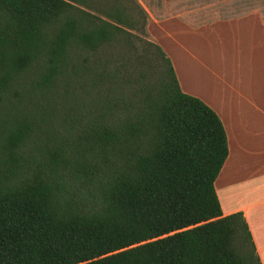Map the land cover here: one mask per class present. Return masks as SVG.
<instances>
[{"label": "trees", "instance_id": "1", "mask_svg": "<svg viewBox=\"0 0 264 264\" xmlns=\"http://www.w3.org/2000/svg\"><path fill=\"white\" fill-rule=\"evenodd\" d=\"M255 10L264 25V0H0V264H261L215 191L219 116L146 38L151 17L196 28ZM60 72L86 95L75 120Z\"/></svg>", "mask_w": 264, "mask_h": 264}, {"label": "crops", "instance_id": "2", "mask_svg": "<svg viewBox=\"0 0 264 264\" xmlns=\"http://www.w3.org/2000/svg\"><path fill=\"white\" fill-rule=\"evenodd\" d=\"M148 29L170 57L182 90L200 98L223 124L228 154L215 179V191L223 215L243 213L264 264V25L260 14L255 10L196 28L178 16L151 17ZM236 32L246 34V42L235 38ZM221 33L231 34L230 60L216 63L202 54L197 59L189 38L208 40Z\"/></svg>", "mask_w": 264, "mask_h": 264}, {"label": "rangeland", "instance_id": "3", "mask_svg": "<svg viewBox=\"0 0 264 264\" xmlns=\"http://www.w3.org/2000/svg\"><path fill=\"white\" fill-rule=\"evenodd\" d=\"M79 8L84 9L83 7H79ZM116 24H118V23H116ZM118 25H120V24H118ZM120 26L123 27L124 29H126L133 36H134V33H136L135 30H133L132 28H128V27H125L122 25H120ZM146 29H147V32L149 35V37H146V38L149 40H152L153 42H155L157 45H159L161 47V50H163V52L169 58V60L172 64V67L174 69L173 63H172L170 57L168 56L167 52H165L163 47L159 43H157V41L151 36L149 29H148V25H147ZM138 35H140V34H138ZM245 35L246 34L243 35L240 32H236L235 38H241L243 40V42H246V36ZM141 38H143V37H141ZM231 38H232L231 34L221 33L220 35L214 36L212 38L208 37V40H206V38H201V36H196V35L190 37L189 39H190L191 46L194 49V50L192 49V51L194 52L197 59L201 60V54H202V56L207 61L215 60V62H216V61H219L220 59H223V58H225V60H230L229 53L232 49L231 48V45H232L231 42L232 41H230ZM135 42H136V40L133 37H127V39H125L123 47H121L122 50L124 49V52L119 54L121 56V60H122V54L126 53L125 59L122 60L123 63L127 64L129 58H131L129 60V62L134 60L132 55H134L135 53H133L132 47H133ZM138 44H139L138 42L135 43V45H138ZM235 45H236V47H238L240 44L235 43ZM138 47L140 48V46H138ZM139 48H137L138 51H140ZM229 68L230 67H227L226 69H229ZM226 69H224V70H226ZM174 72H175V69H174ZM69 75H70V73L68 74V76H63L61 72L58 73L57 77L54 79V81H55L54 86H55V92L58 96H62L63 98H65V100H67L68 102H71V107L69 108L68 116L71 120H75V117H73L71 115L72 113H75V106L73 107V105L76 104V100H81V99L85 98L86 95L83 96L80 93H77V94L75 93V88H76V85H74L75 80L72 78V76H69ZM175 75H176V72H175ZM176 78H177V75H176ZM177 81H178L179 87L181 88L178 78H177ZM181 90H182V88H181ZM7 101H9V100L3 99V97L0 96V111L2 113L5 112L6 108L8 107ZM77 103L79 104V106H81L79 102H77ZM79 114H84V113H82L80 111ZM75 126H76V128L79 127V125L77 126L76 124H75ZM80 129H77V130L75 129V130L78 132ZM90 136L91 135H89L88 137L90 138Z\"/></svg>", "mask_w": 264, "mask_h": 264}]
</instances>
